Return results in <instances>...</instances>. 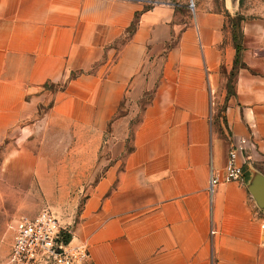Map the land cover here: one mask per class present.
Segmentation results:
<instances>
[{"label":"crops","instance_id":"1","mask_svg":"<svg viewBox=\"0 0 264 264\" xmlns=\"http://www.w3.org/2000/svg\"><path fill=\"white\" fill-rule=\"evenodd\" d=\"M194 2L190 13L120 0H0V147L25 136L46 86L72 74L71 87H91L68 92L69 103L103 85L98 108H69L56 95L52 113L92 116L73 117L77 131L96 129L97 114L114 116L123 99H141L158 82L134 151L105 171L79 229L87 264H264V209L249 191L254 174L264 175V75L245 42L228 95L236 49L227 20L239 0ZM241 140L243 180L211 191L212 172L223 174ZM1 201L0 185L4 264Z\"/></svg>","mask_w":264,"mask_h":264},{"label":"rangeland","instance_id":"2","mask_svg":"<svg viewBox=\"0 0 264 264\" xmlns=\"http://www.w3.org/2000/svg\"><path fill=\"white\" fill-rule=\"evenodd\" d=\"M186 1L188 4L189 0ZM238 8L237 14L227 20V26L232 34L242 38L243 44L246 42L261 64L258 72L264 75V0H239ZM185 9L190 13L195 11ZM101 65L99 63L98 67ZM77 74L59 84H48L37 112L25 122L30 126L25 136L19 135L0 147L1 217L8 223L10 236L7 259L16 223L43 210L52 212L72 231L77 241L83 242L79 229L87 226L94 212L90 203L96 188L111 165L121 161L122 167L126 157L134 151L136 133L158 87L157 82L141 99H123L118 113L110 118L104 119L103 115L97 114L96 129L77 131L71 128L72 118L76 116L80 122H85L92 116L86 112L72 116L51 111L56 105V95L61 93L65 96L63 105L69 108L73 103L79 110L91 103L97 108L102 106L101 83L95 84V93L89 99L69 103L68 92L79 88L86 95V90L91 87L88 83L71 87V79ZM234 78L227 82L228 95L233 93ZM225 109L226 101L217 105V116L221 117ZM19 138L22 140L18 141ZM102 199L101 196L99 204Z\"/></svg>","mask_w":264,"mask_h":264},{"label":"built area","instance_id":"3","mask_svg":"<svg viewBox=\"0 0 264 264\" xmlns=\"http://www.w3.org/2000/svg\"><path fill=\"white\" fill-rule=\"evenodd\" d=\"M153 8L168 5L174 8L195 9L194 0L182 3L180 0H120ZM246 140H241L229 150L222 175L212 172L210 190L223 182L243 180L244 168L240 154L245 150ZM214 233V230H212ZM90 246L77 241L72 231L63 226L49 210H43L34 217H25L14 226L12 249L4 264H87Z\"/></svg>","mask_w":264,"mask_h":264},{"label":"water","instance_id":"4","mask_svg":"<svg viewBox=\"0 0 264 264\" xmlns=\"http://www.w3.org/2000/svg\"><path fill=\"white\" fill-rule=\"evenodd\" d=\"M249 191L256 200L258 206L264 209V175L255 173L250 184Z\"/></svg>","mask_w":264,"mask_h":264},{"label":"trees","instance_id":"5","mask_svg":"<svg viewBox=\"0 0 264 264\" xmlns=\"http://www.w3.org/2000/svg\"><path fill=\"white\" fill-rule=\"evenodd\" d=\"M145 9H150V8H145ZM232 36H233V42H234L235 49H236V57H235L234 67H233V70L231 72L230 78H234L236 76L239 68L242 66L241 55H242V51L244 49L242 38H238L234 32H233ZM229 95H230V93H229Z\"/></svg>","mask_w":264,"mask_h":264}]
</instances>
